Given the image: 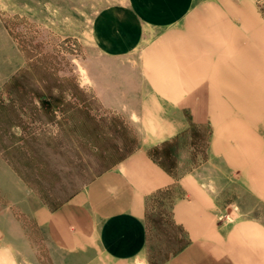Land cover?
Segmentation results:
<instances>
[{"label": "crops", "instance_id": "0c3cea01", "mask_svg": "<svg viewBox=\"0 0 264 264\" xmlns=\"http://www.w3.org/2000/svg\"><path fill=\"white\" fill-rule=\"evenodd\" d=\"M109 57L138 51L142 145L31 220L66 253L62 264H264V214L223 218L198 164L174 175L149 152L194 126L208 152L264 206V10L259 0H123L93 20ZM175 189L170 216L184 242L148 254L151 199ZM0 221V264H23Z\"/></svg>", "mask_w": 264, "mask_h": 264}, {"label": "rangeland", "instance_id": "374dc122", "mask_svg": "<svg viewBox=\"0 0 264 264\" xmlns=\"http://www.w3.org/2000/svg\"><path fill=\"white\" fill-rule=\"evenodd\" d=\"M122 1L0 0V221L23 264L66 259L32 223V209L60 204L144 141L138 51L109 57L92 32L97 14ZM207 137L206 126H194L149 152L174 175L206 164L200 174L226 220L264 214L209 155ZM175 194L164 189L150 201L152 258L185 240L170 216Z\"/></svg>", "mask_w": 264, "mask_h": 264}]
</instances>
